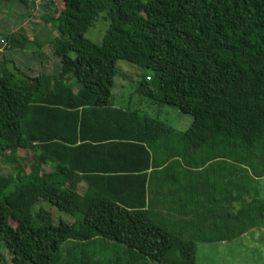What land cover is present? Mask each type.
I'll return each instance as SVG.
<instances>
[{
  "label": "trees",
  "instance_id": "1",
  "mask_svg": "<svg viewBox=\"0 0 264 264\" xmlns=\"http://www.w3.org/2000/svg\"><path fill=\"white\" fill-rule=\"evenodd\" d=\"M15 1L28 9L32 0ZM99 19L108 28L95 44L85 35ZM43 20L56 33L58 71L31 77L0 61V164L11 170L0 176V245L10 256L0 253V264H196L200 237L180 228L197 227L191 181L215 174L232 183L233 212L216 224L198 215L197 225L216 228L219 241L264 227V0H63ZM5 41L9 51L40 47L20 33ZM120 61L153 76L126 108L113 95ZM140 95L154 109L131 103ZM163 107L189 115V127L176 131ZM106 128L140 166L86 164L84 152L113 146L94 136ZM98 245L113 254L89 249Z\"/></svg>",
  "mask_w": 264,
  "mask_h": 264
},
{
  "label": "rangeland",
  "instance_id": "2",
  "mask_svg": "<svg viewBox=\"0 0 264 264\" xmlns=\"http://www.w3.org/2000/svg\"><path fill=\"white\" fill-rule=\"evenodd\" d=\"M62 9L63 0H32L28 9H25L15 0H0V61L4 57L14 60L15 63L17 62V67L31 77H36L40 74H53L55 69H57V58L53 55L52 49L56 33L51 30L43 19L47 16L57 17ZM107 28L108 23L99 19L94 27L88 30L85 37L95 44H100ZM19 33L25 35L31 41L35 40L40 46L39 49L34 44L28 46L24 53H22L24 50L21 49L11 51L5 49L7 45L6 37L10 36V34ZM39 61L43 62L45 69L39 67ZM117 66L119 75L115 77V82H117L116 92L120 93L114 96V102L115 105L126 108L131 94L136 89V84L141 80L142 76L148 74L152 79L153 76L151 72L131 66L123 61L118 62ZM146 80H149V78H146ZM153 81L148 82L149 87L153 88ZM144 98L146 97L136 96V99L132 100L131 103H136L143 108L149 106L154 109L153 106L149 105L150 103L147 99L144 101ZM148 111H151V109H148ZM160 115L163 121H166L178 132L185 131L184 123L191 121L189 115L182 114L171 107H163ZM27 156V159H29L30 155L28 154ZM10 171L9 166L0 164V176ZM54 215L55 218L60 216L66 222H74L75 219L79 220V216L72 218L56 212H54ZM89 249L98 252V254L102 253V255L113 254L112 248L108 246L103 252H101L99 245ZM0 253L5 255L7 262L10 261V256L2 244L0 245ZM249 253L250 255H247V257L244 256L245 253L240 248L239 241L234 242L233 240H227L226 245L221 248L213 246L204 249L202 245H198L196 264H264V254L259 250H251Z\"/></svg>",
  "mask_w": 264,
  "mask_h": 264
},
{
  "label": "crops",
  "instance_id": "3",
  "mask_svg": "<svg viewBox=\"0 0 264 264\" xmlns=\"http://www.w3.org/2000/svg\"><path fill=\"white\" fill-rule=\"evenodd\" d=\"M39 67H42L43 69L46 68L45 66H43V62L41 64V61H39ZM59 67H60L59 59L57 58V69H55V72L58 71ZM68 85L72 87V92L74 94L78 92V84L76 82H69ZM115 85H117L116 82H115ZM116 88L117 87H115L113 91L114 96L120 93V92H116ZM122 88H123V85H122ZM116 107L121 108L117 105ZM190 122L184 123L185 124L184 126L186 127V129L189 127ZM101 131L102 132L97 131L94 134V136L97 137L99 141H103V143H106L108 145L113 144V146H110L109 148H104L103 150L100 151V153L92 152V150H89L93 154L92 159L89 156L88 152L87 153L84 152L83 159L85 157V162L88 166H92V164L96 166L98 165V162H101L100 164L102 166L103 164L107 165V168L109 169L108 172H111L110 171L111 169L130 168V167L140 166V163L143 162L142 158L141 159L135 158L134 159L135 162H131L129 160V157H130L129 150H128L129 148L116 146L117 142L119 141H117V139H115V137L112 135L116 133V130L114 128H111V129L106 128ZM156 158H157L155 160L156 163L157 164L159 162L161 163L163 157L157 156ZM159 166H162V164H160ZM151 172L153 171H152V168L150 167V169H148L146 173L149 175ZM208 179H209V184L207 181ZM210 180H212V185L214 186L213 190L211 189L212 187H210L211 186ZM229 180H232V179H229ZM191 182L194 186L192 189L194 193L193 194L194 201H193V211H192L193 213L189 215L195 216L194 224L197 227L196 228L184 227V228H180V230L183 231V234L186 237L193 236L194 234L200 237L195 241L196 248L198 247V245H202V248L204 249L208 247H213V246H217V248H221L226 245L227 240L219 241L216 239V234L218 231L216 228L214 227L208 228V226H204L202 224L197 225L198 215H200V217L203 219L207 217L209 222L212 224H216V220L218 221V223H220L221 217L222 219L225 220V223H226L227 219L223 218V216L224 217L231 216L233 209H234L232 183L231 182L227 183L228 179L226 178L222 179L216 176V174H215V177L194 179ZM257 183H258V193L256 195V198L264 202V177L257 179ZM85 189H86V184L84 183V181L80 182L77 188L78 192L80 194H83L85 192ZM204 191L208 192V194L205 195V198H202ZM241 194H244V193L241 192ZM198 197H200L199 199L200 203H197L198 201L196 202ZM160 198H167V194L160 193ZM243 199L247 202L251 201V199H249V197H247L246 195L243 196ZM241 200H240V203H241ZM235 207H239V205L235 204ZM206 211L207 212L213 211L214 214L208 212L209 215H207L205 214ZM215 217H217V219ZM162 218L166 222L168 220H171V217H169L168 215H164L162 216ZM229 226L231 225L229 224ZM226 230L227 228L225 227L224 231L219 232L218 235L220 236L223 235L224 238H227ZM233 241L234 242L239 241L240 248L245 253L244 256L246 257L247 255H250L249 251L255 250V249L259 250L261 253L264 254V227L249 229L247 232L243 233L240 237L233 239Z\"/></svg>",
  "mask_w": 264,
  "mask_h": 264
}]
</instances>
